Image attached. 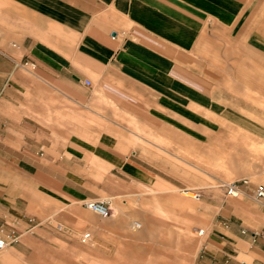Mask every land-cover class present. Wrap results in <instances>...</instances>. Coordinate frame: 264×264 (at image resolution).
<instances>
[{"label":"crops","instance_id":"0c3cea01","mask_svg":"<svg viewBox=\"0 0 264 264\" xmlns=\"http://www.w3.org/2000/svg\"><path fill=\"white\" fill-rule=\"evenodd\" d=\"M221 38L264 67V0H0V232L38 225L48 197L75 196L56 181H178L188 171L172 176L175 161L188 166L178 153L205 134L264 141V105L254 112L253 87L238 98L222 76ZM242 179L213 214L230 218L197 240L215 264H264L263 183L230 181Z\"/></svg>","mask_w":264,"mask_h":264},{"label":"rangeland","instance_id":"374dc122","mask_svg":"<svg viewBox=\"0 0 264 264\" xmlns=\"http://www.w3.org/2000/svg\"><path fill=\"white\" fill-rule=\"evenodd\" d=\"M221 41L220 51L214 56L221 58L222 76L235 79L238 98L246 93L242 88L253 87L251 102L257 105H253V111H260V105H264V67L255 62L246 65L239 43L234 47L228 38ZM251 79L260 83L251 85ZM228 99L229 95H222L225 105ZM237 111L245 112L244 107ZM218 136L221 138L205 134L203 141L200 139L202 145L190 144L187 151L178 153L188 166L175 161L172 176L179 178L180 169H186L183 180L139 184L111 179L109 175L108 180L97 177L72 182V188L67 182H54L66 193L73 190L75 196L63 192L58 202L46 198L45 211L38 213V225L33 226L36 221H25L24 226L9 233L15 240L0 250V264H215L210 256L200 252L202 244L197 248V240L202 236L205 239L212 221L230 218L223 213L214 217L218 206H228L229 201L240 197L227 196L221 183L248 176L253 184H264V173L262 179L259 175L264 170V141L240 132ZM215 158L219 165H213ZM247 166L249 175L243 174ZM252 175L257 178L251 179ZM172 188L189 198V208L172 203ZM193 188L200 190L199 197ZM188 193L195 196L189 197ZM90 201L103 202L108 214L89 209ZM135 221L143 222V226L135 229ZM195 247L197 252L193 254ZM222 261L216 264H223Z\"/></svg>","mask_w":264,"mask_h":264},{"label":"built area","instance_id":"2783aa9c","mask_svg":"<svg viewBox=\"0 0 264 264\" xmlns=\"http://www.w3.org/2000/svg\"><path fill=\"white\" fill-rule=\"evenodd\" d=\"M30 66H32L33 64L30 63ZM86 84H90L89 80H85ZM245 184L247 182L246 179H242L240 181H232L231 183L224 185L226 188V193L227 196L230 197H235L238 194L239 191V183ZM223 185V184H222ZM255 197L261 202L262 205H264V185L263 184H258L255 188L254 191ZM196 195L199 197L200 195L198 193H196ZM87 206L89 209H91L92 211H94L97 214H101V215H107L108 214V210L106 208V206L103 204V202H99V201H90L87 203ZM203 231V229H199V232L201 233ZM254 234L256 233H261L263 234V232L260 231H254ZM264 235V234H263ZM87 238V235L83 236V239L85 240ZM15 237L13 235H7L5 237L0 236V249L4 248L7 244V242L14 240Z\"/></svg>","mask_w":264,"mask_h":264},{"label":"bare ground","instance_id":"6f19581e","mask_svg":"<svg viewBox=\"0 0 264 264\" xmlns=\"http://www.w3.org/2000/svg\"><path fill=\"white\" fill-rule=\"evenodd\" d=\"M247 182H248V181H247ZM247 182H246V183H247ZM228 184H229V183H228ZM224 185H227V184H223V185H222L223 188H226ZM240 192H241V190H240V188H239V191H238V194H237V195H239ZM225 193H226V189H225ZM226 194H227V193H226ZM190 196H191V197H194L195 195H192V193H191ZM255 198H256V197H255ZM256 200H257L258 202H260L257 198H256ZM260 203H261V202H260ZM141 226H142V223H141L140 221H135V222H134V228H135V229L138 228V227L140 228ZM203 232H204V231H202V233H203ZM14 240H15V239H14ZM12 241H13V240H12ZM12 241H10V242H12ZM7 244H9V241L7 242ZM7 244H6V246H7ZM6 246H5V247H6ZM5 247H4V248H5ZM2 249H3V248H2ZM0 250H1V249H0Z\"/></svg>","mask_w":264,"mask_h":264}]
</instances>
